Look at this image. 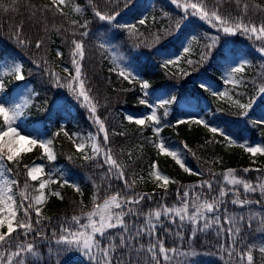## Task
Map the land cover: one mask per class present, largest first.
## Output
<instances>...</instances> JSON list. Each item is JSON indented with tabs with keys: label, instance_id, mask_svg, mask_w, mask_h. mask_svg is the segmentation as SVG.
Listing matches in <instances>:
<instances>
[{
	"label": "trees",
	"instance_id": "obj_1",
	"mask_svg": "<svg viewBox=\"0 0 264 264\" xmlns=\"http://www.w3.org/2000/svg\"><path fill=\"white\" fill-rule=\"evenodd\" d=\"M70 6H79L82 8L80 13H72L65 6H60L63 14L56 10L51 0H0V58H7L5 61H0L2 66L3 82L7 86V94L12 105L18 104L12 96L16 84L22 81H15L11 75H5L8 67L17 61L23 64V74L26 79H29L38 88L39 93L31 97L33 101H39L45 108L43 109L44 116L50 113V118H57L51 106L53 99L63 93L61 87H56L51 76L46 73L45 69H50V66L58 69H64V64H71V50L73 45L72 40L83 41L84 44V59L82 63V72L86 80V88L91 89L90 95L98 102L97 114L104 119L109 132V143L106 148H111L114 157L118 163L124 165L125 178L136 180V185L133 189L134 193L150 192L153 194L152 206L160 201L164 193H156L152 191V180L143 178L150 166L155 163L157 168L164 174L168 175L176 183L168 185V194L164 203L172 205L179 203L176 199V190L180 189L183 192V187L195 185L205 179L222 180V176L213 177L210 173H223L226 169H236L237 175L245 179L257 182V177L264 180V172H257L256 169H249L247 173L243 169L247 166V156L244 151L234 144H228L219 134H212L203 125L191 123L192 119H188L187 123L177 124L179 114L182 109L179 107V101L182 99H195L197 105L206 120H221L228 124L234 122L236 128L241 132L248 131L250 137L256 144L264 145V125L253 124L254 118L250 116H241L240 109L233 104L211 100L209 90L202 89L200 84L194 82L193 75L198 74L206 77L208 81L221 84L222 77V60L224 58V49L222 43L217 46L209 54L205 61H200V53L204 51L203 45H197L186 54V58L194 61L190 71L193 75L187 77L181 75L172 66L164 67L158 49L169 50L172 46H176L182 36V32L188 27L197 28L205 24L197 17L188 16L182 19V12L175 9V6L170 3V0H153L162 11L171 13L175 12L179 17L181 27L177 29L176 23L170 26H162L161 21L153 20V18L144 16L140 17V12L147 4V0H136V3L131 5L130 10L132 15H137L138 18H147L145 25L139 24V29L136 35L121 27L108 25L106 22L99 21L94 17L92 6L87 4V0H67ZM192 2H196L192 0ZM209 8L214 4V0H205ZM97 10L102 13H111L113 11L121 12L129 9L126 8L125 1L115 0V2H107V0H93ZM248 5L247 15L243 18L255 22L257 25L264 23V0H240V7L237 6L236 0H221L218 5L221 15L238 17L243 15V5ZM47 6L50 11H43ZM258 6V7H257ZM176 16H173L175 18ZM78 21V24L73 25L72 21ZM87 23V28L79 27L80 24ZM115 25V24H113ZM206 25V24H205ZM111 26V27H110ZM100 27H105L112 33V39L118 45L123 53L128 54L140 69V79L129 83L122 77H119L115 71H110L114 66L109 63L106 58L105 51L98 45L94 35ZM87 31V36H81V32ZM168 33V34H166ZM223 38H228L233 43V50L242 49L247 53H251L253 48L264 45L262 41L249 39L246 36L225 35L219 32ZM143 34V35H140ZM160 35L159 42H154V35ZM17 36L24 40L21 44L17 40ZM42 41L41 48L37 49L35 44L37 41ZM62 53L59 59L56 55L57 51ZM57 60V61H56ZM32 61L39 62V69L33 66ZM47 61V64L44 63ZM243 78L246 81V86L236 87L234 91L241 101L247 103L250 99H254L259 87L264 83V58H255L248 63L243 73ZM147 81L150 85V100L160 103L159 96L167 91L173 92V102L166 105L168 115L164 116V108H158L157 115L161 120L162 131L160 137L163 138L167 145L173 149H181L183 159L193 171L203 175H192L186 173L172 160L160 154L153 146V141L156 137L151 126L136 125L129 122L126 117L132 116L135 119H142L149 116V102L141 104L139 101L147 98L140 89L139 81ZM15 83L10 86V82ZM9 85V86H8ZM171 100V99H168ZM258 104V103H257ZM30 110L29 104L27 106ZM141 115H137V114ZM145 113V114H144ZM41 114V115H42ZM47 117V116H46ZM243 118L241 123L237 119ZM66 132L70 135L79 133L87 136L89 131H96V127L92 122L89 112L86 108H79L67 120ZM44 128L48 127L44 124ZM48 131V130H46ZM49 132V131H48ZM113 133H117L113 135ZM118 133H124L119 135ZM50 134V133H49ZM56 136V137H55ZM101 144L102 137L100 138ZM187 144V149L184 148ZM190 149V151H189ZM53 150L55 159L49 161L46 156H43V150L38 146L31 151H26L20 155L19 174H17V165L9 164L8 167L12 170V179L18 181L17 185H12L13 195L19 205L22 199L19 193L23 191V185L26 182V174L24 165H30L32 161L40 162L45 169V175L41 177L47 178V174L51 173L53 179L57 183L50 184L47 188L50 191H59L61 197L51 196L49 194L46 203L42 206V216L48 217L41 224H35V213H31L33 224L36 231L30 233L27 237L20 236L19 241L22 244L29 242L33 243L38 249L36 255H31L26 258V264H90L88 257L77 252L74 249L67 248H49L48 243L55 244L60 234V225L62 222L70 221L73 215H81L87 208L92 207L91 197L95 191V186L100 187V195L103 198L106 194L104 189L108 183L112 185L115 181L121 185L123 190V182L116 180L114 177L108 180L106 176L107 165L103 163V157H98L96 160L85 161L82 153L76 150L75 144L64 132L53 137ZM261 160V166L257 169H264V155L257 154ZM69 180V184H64V180ZM30 185L28 193L33 196L35 189L39 185L38 181L27 180ZM70 184H76L82 190V195L75 191ZM218 185L214 183V191L208 195L216 194ZM115 191V190H112ZM197 191H200L197 189ZM207 194V190L204 189ZM242 192V190H241ZM110 194V193H108ZM247 194L249 199L260 200L264 203V197L259 192ZM242 192V198H243ZM231 195L226 197L225 207L230 210L238 206L231 204ZM83 201V206L81 205ZM222 206L221 210L224 209ZM27 207V202H25ZM147 211L148 204L142 205ZM22 211L18 212V219L22 216ZM143 218H141L142 220ZM129 223L137 221L136 217L129 216L126 218ZM178 224H170L167 220L164 221V228H170L173 232L178 229ZM164 228H159V232L164 237L166 246H179L181 251L189 252L196 250L193 256L177 257V264H228L226 254L219 249L218 239L214 230L208 232H197L195 237L192 236L188 227L185 226L181 231L184 233V240L165 233ZM6 230V229H5ZM19 231V230H18ZM41 232L43 235H37ZM57 233L53 236V233ZM245 229L242 235L244 236ZM14 236L16 234H13ZM181 241V242H180ZM146 244L148 238L141 240ZM220 242H225L223 236ZM16 241H13V245ZM244 243L239 244L240 248H244ZM67 249V250H66ZM13 250H15L13 248ZM120 252H117V256ZM254 263L264 264L258 251L253 252ZM128 257L125 256V259ZM133 260L137 259L135 252L131 253ZM147 259V257H145ZM144 264V261H141Z\"/></svg>",
	"mask_w": 264,
	"mask_h": 264
},
{
	"label": "snow or ice",
	"instance_id": "obj_2",
	"mask_svg": "<svg viewBox=\"0 0 264 264\" xmlns=\"http://www.w3.org/2000/svg\"><path fill=\"white\" fill-rule=\"evenodd\" d=\"M107 2H115V0H107ZM15 3V0H13ZM53 6H56V10L63 14L60 5H65L66 0H51ZM170 3L175 6V9L182 12V19H186L188 16L197 17L199 20L209 24L215 28L217 32H223L225 35H243L249 39H255L256 41L264 42V23L257 25L255 22L245 20L244 15H247L248 5H243V15L233 17L231 15L224 16L219 12L218 5L221 0H214V4L209 8L205 0H170ZM237 6L240 7V0H236ZM87 4L92 6L94 17L99 21L106 22L108 25H113L127 29L130 34L136 35V25L125 24L120 25L117 22L119 12L113 11L111 13H102L97 10L93 0H87ZM132 4V0H125V7L127 8ZM2 6V5H0ZM258 7V6H257ZM43 11H50L51 9L45 6ZM72 11L80 13L82 8L79 6L73 7ZM166 17H169L168 13H164ZM170 18V17H169ZM155 20V18H153ZM73 25L78 24V21H72ZM140 25L147 23V18H142L138 21ZM79 27L87 28V23L80 24ZM177 29L181 27L180 21H177ZM168 34V33H166ZM88 32H81V36H87ZM143 35V34H140ZM154 35V42H159L160 35ZM209 43L204 46V51L200 53V61H205L209 54L214 50H217L220 37L210 36L208 37ZM19 43L24 44L25 41L17 36ZM193 41H196L195 36L192 37ZM71 44L74 46L71 50L70 63L74 70V75L69 73V69L65 67L63 71L69 73L65 82H62L61 76L53 71L45 69V71L53 78V82L56 87L66 88L72 93L77 100L82 101V105L88 110L93 124L96 127L95 133H89L87 136H79V134H69L64 132L65 136H68L70 140L75 144L78 152H84L85 148L90 146L91 155L85 153L83 159L85 161L96 160L98 157H103V163L107 165L106 178L111 180L113 177L116 180L123 182V190L112 191L113 185L108 183L104 189L105 196L102 198L100 195V187L95 186V191L91 197L92 208L90 211L82 212L81 215H73L70 221L62 222L60 225V234L58 239L55 240V244L67 246V249H74L77 252L88 257L90 264H177V257L193 256L195 251L183 252L179 246H166L165 239L158 235V229L164 228V221L167 220L170 224H178V229L173 232L170 228H164L165 233L179 240H184V233L181 231L185 226L188 227L192 236L195 237L196 233L208 232L214 230L218 239L219 249L222 250L227 258L228 264H254V251H258L262 260H264V240H261L259 245L254 241L244 245V248H240L239 244L244 243V236L242 235L244 226L252 228L253 222L256 221L259 224L257 228L258 232H264V212L262 211H250L245 216L243 214L237 215L229 212L225 207L223 217L219 215L222 206L225 205V198L231 195V204L243 209L252 205L253 203L260 204V200L253 201L248 198L247 194L257 193L264 197V180L257 177V182L253 183L251 180L238 176L236 169H226L223 173H210L211 176H222V180L205 179L195 185H188L183 187V192L180 189L176 190V199L179 203L168 205L163 201L166 200L168 194V185L170 183H176L168 175L163 174L155 163L150 166L148 173L149 178L156 183V186L163 189L164 193L161 196L160 201L156 202L155 206L151 205L153 201V194L148 193H134L133 189L136 185V180L126 179L124 165L118 163L114 157L111 148H106L109 143V132L106 127L104 119L97 114L98 102L90 95L91 89L86 88V80L84 73L82 72V63L84 59V44L83 41L72 40ZM42 41H37L35 47L41 48ZM103 48L104 45L101 44ZM222 47V46H221ZM189 47H184L183 52L188 53ZM259 53L264 56V45L258 48ZM57 57H61L62 53L58 50ZM225 59L228 60L234 53L231 50L223 53ZM179 57L175 59L168 58L164 61L163 66L168 67L170 65L179 64ZM7 58H0V61H5ZM47 64V61H44ZM186 63L191 66L194 61L188 59ZM248 61H243L237 66L231 68V71L227 74L224 82L231 84L234 88L240 86H246V81L243 78V73L248 65ZM115 71L119 77L132 83L138 81V76L134 75L130 70L125 67L117 65L110 69ZM5 75H11L15 81H24L25 76L23 74V66L19 62L13 63L8 67ZM191 73L182 71L181 75L187 77ZM239 74V75H238ZM140 89L145 96L148 95L147 90L150 85L147 81H139ZM202 89L208 90L209 86L204 83L200 84ZM4 90V84L0 79V91ZM213 96H227V92H212ZM264 98V85H261L258 89V95L256 97ZM175 98H173L174 100ZM231 99V97H229ZM173 100H161L158 105H149V107L164 108V116L168 115L166 105H169ZM141 104H147V101L141 99ZM232 103L238 107L241 116H248L249 112L253 109L255 100L250 99L247 103H241L240 100H233ZM28 105L25 103L15 104L13 107H6L4 103H0V165L5 166V170L11 171L7 167L9 164L17 165V174H19L20 163V145H27L24 151H31L35 147H39L43 150V156H46L49 161L55 159L54 151L51 147L52 140H37L32 138L28 134H21L18 128L17 121L23 115L22 107L26 108ZM126 119L129 122H133L136 125L151 126L154 136L153 146L158 150L160 154L167 157H171L177 165L184 172L192 175H203L202 172L197 173L186 166L183 159V152L181 149H173L170 145H167L163 138L160 137L162 131L161 120L157 115V112L153 110L151 115L142 119H135L132 116H127ZM184 119L177 120V124L187 123ZM191 123L203 125L212 134H219L228 144H234L241 148L245 153H249L252 156L264 155V145L251 144L249 142H237L230 134L226 133L219 126H213L210 122L203 118H193ZM253 124L264 125V114L252 121ZM55 133L54 135H59ZM117 133H113L116 135ZM124 135V133H118ZM79 136V143H76V137ZM102 137V144L100 138ZM184 148L187 149V144H184ZM190 151V149H189ZM26 182L23 185V191L19 193L22 198L19 205L13 195L12 185H17L18 181L15 179L5 178L0 183V264H26L25 254L36 255L35 246L29 242L22 244L19 241V237L22 235L27 237L30 233L36 231L31 213H35V224L39 225L43 220L49 219L42 216V206L46 203L47 196L45 195V189L50 184L57 183V180L53 179L51 173L47 174L46 179H41L45 175L44 166L33 162L31 165H24ZM249 169H243V172L247 173ZM257 172H264V169H256ZM143 179V177H141ZM27 180L38 181V188L35 192L38 193L34 196L28 193L30 185ZM64 184H69L68 180L63 181ZM214 183L218 185V190L214 195H208L214 191ZM74 187L75 191L80 193L82 190L76 184H70ZM199 189L200 191H197ZM207 190V194L204 192ZM243 198H242V192ZM110 193V194H108ZM51 196L61 197L59 191H50ZM27 202V207H25ZM145 203L148 204L147 211L144 210ZM83 206V201H81ZM22 211L23 215L18 219V212ZM133 216L137 218V222L129 223L126 218ZM142 219V222L141 221ZM6 229V230H5ZM19 230V231H18ZM113 230H116L113 232ZM13 234H16L15 236ZM37 235H43L41 232H37ZM57 233H53L56 236ZM226 235V241L220 242V238ZM148 238V243L145 246L141 242L143 238ZM13 241L16 243L13 245ZM13 248L15 250H13ZM66 249V250H67ZM120 255L117 256V252ZM135 252L137 259L131 258V253ZM125 256L128 258L125 259ZM147 257V259H145Z\"/></svg>",
	"mask_w": 264,
	"mask_h": 264
},
{
	"label": "rangeland",
	"instance_id": "obj_3",
	"mask_svg": "<svg viewBox=\"0 0 264 264\" xmlns=\"http://www.w3.org/2000/svg\"><path fill=\"white\" fill-rule=\"evenodd\" d=\"M125 1V0H123ZM196 1V0H195ZM136 0H132V4H130V8L129 9H125L122 10L120 12V15L117 17V22L120 25H125V24H132V25H136V31H138V26H139V18L136 15H132L130 10L132 9L131 5L135 4ZM65 6H67L70 10V12L74 13V11H72V7L69 5V3L66 0ZM164 13L159 9V6L152 2V0H148L147 1V5L144 7L143 11L141 12V16H148L151 18H155L156 21H161V25L162 26H170L173 23H176L177 21H179V17H177L178 15L175 12H171L168 13L169 17H166L164 15ZM132 15V16H131ZM173 16H176L175 18H173ZM206 24V25H205ZM204 25H202L201 27H197V28H191L188 27L186 30H184L182 32V36L181 39L178 41L177 46H173L171 49L169 50H163V49H158V53L162 59V61L164 62L166 59L168 58H172L175 59L176 57H179V64L177 65H170L176 69H178L179 71H186L190 73V69L191 66H189L186 61L190 58H185L186 54L185 52H183V48L184 47H189L190 50L193 49L197 44L198 45H203V47L209 43V39L208 37L210 36H219L220 37V33L217 32V30L213 27H211L209 24L205 23ZM115 25H112V27H114ZM111 27V26H110ZM104 30V29H103ZM104 33L109 35V37H112V33L110 31H108L106 28L104 30ZM195 36L197 38L196 41L192 40V37ZM109 38V39H110ZM220 41V40H219ZM107 45H108V52H110L111 58L114 61L115 65H119L122 67L127 68L128 70H130L134 75H137L138 78H140V69L137 66V64L131 59L129 58L127 55L123 54L118 48L117 46H115L113 44V42L111 41V39L108 41L107 40ZM225 48H226V52L228 50H231V44L226 43L225 44ZM232 52V51H231ZM234 53V56H232L231 58H229L228 60H226L225 58L222 60V74L224 77V80L227 76V74L231 71V68L234 66H237L239 63L243 62V61H248L250 62L254 57L259 58V56L261 58H264V56H262L259 51H258V47L253 48V50L251 51V53L249 54H244V52H232ZM59 62L61 61L60 58L57 59ZM56 60V61H57ZM19 63L22 64L21 61H17ZM33 66H35V68L38 69L40 68L39 62H34L32 61ZM2 66L3 64L0 63V79L2 78ZM23 66V64H22ZM67 67L69 69V73L74 75V70L71 64H66V66H63V68ZM37 69V70H38ZM49 71H53L58 73L61 78H62V82L66 81V78H68L69 73H65L62 69H58L56 67L50 66V69H48ZM47 73V72H46ZM192 75V73H191ZM239 75V74H238ZM194 77V81H196L197 83L201 84L204 83L206 86H209L208 90L211 93V100L214 101H223V102H227L230 104H233L232 101L233 100H240V98L238 97V95L236 94V92L233 89V86L231 84H226L225 82H223L222 84H217V83H213V82H209L208 79L202 75H193ZM51 79L53 80V78L51 77ZM4 84V90L0 91V103H4L6 107H13L14 105H12V103H10V99L11 97H9V95L7 94V86L5 83ZM15 83H13L12 81L10 82V86L14 85ZM264 85V83H263ZM9 86V85H8ZM62 95L65 97V100H67V98L70 100V105L71 112H76L79 107H83L82 105V101L77 100L76 97L70 93L66 88H62ZM227 92L228 95L227 96H213L212 92ZM147 92H150V88L147 90ZM39 93L38 88H36V86L34 85V83L32 81H30L29 79H26L18 84H16L15 86V90H13L12 96L15 98V102L18 104H21L22 106L27 103V105L29 104L30 107V111L27 114V111L24 107H22V111H23V115L18 119L17 124H18V128L21 131V134H28L30 135L32 138H35L37 140H52L53 142V137L55 133H58L61 131V129H63L64 131L66 130L65 128V124L67 122V120L69 119V116L67 115V113L64 111V99H58L56 102L53 103V108L55 109V116L58 117L57 118H50V113L46 114V120L45 124L48 125V129H45L43 126V123L41 122L40 119L35 120L34 123H30V118H38L42 113H43V109L45 108V106L42 103H39V101H33V99H31V97H33L34 95H37ZM258 95V91L256 92V96L253 100H255L254 103V107L253 109L249 112V114H253L255 118H258L261 116V114H264V98H259L257 99ZM229 97H231V99H229ZM167 99H173V96L171 95L170 92H165L163 94H161L159 96V101L161 100H167ZM147 102H149V105H158L157 101L154 100H150V96H147ZM241 103H244L243 101L240 100ZM257 103H260L259 105ZM234 105V104H233ZM179 107L183 110V112L179 115L180 118L183 119H190V118H203L204 120H206L203 115L201 114V111L197 105V102L195 99L192 98H187V99H183L180 101L179 103ZM28 108V107H27ZM29 109V108H28ZM155 110L157 112L158 108L155 107H151L149 108V114L151 115V112ZM145 114V113H144ZM137 115H141L140 113ZM42 118H44V114L41 115ZM243 120V118H238L237 121L238 123H241ZM208 122H210L211 125L213 126H219L221 129H223L226 133L230 134V136L232 138H234L237 142H249L251 144H256L255 141H253L250 137L249 132L247 131H243L241 132L238 128H236V124L234 122H231V124H228L226 122H223L221 120H206ZM0 123H2V121H0ZM48 130V131H46ZM50 133V134H49ZM91 133H95L94 131ZM74 134H79V133H74ZM73 134H71L72 136ZM79 136H83L81 134H79ZM79 136L76 137V143H79ZM56 137V136H55ZM21 152H24V149L27 148V145L21 144L20 146ZM52 149H53V143L51 145ZM54 151V150H53ZM85 153L91 155V148L90 146L86 147L84 152H82V154L84 155ZM245 153V152H244ZM247 156V169H257L261 166V160H259L258 156H252L249 153H245ZM55 155V153H54ZM99 159V158H97ZM39 164V163H37ZM150 169L147 171V173L143 176V178H149V173ZM9 171L6 172L5 170V166L0 165V183L3 182V180L5 178H9L10 174L8 173ZM164 174V173H163ZM106 176V174L104 175ZM69 181V180H68ZM152 191L151 192H156V193H161V188L156 186V183H154L152 181ZM38 188V187H37ZM112 190H121V185L118 184L117 181H115V184L113 185V189ZM38 193L35 192L34 195H36ZM45 195L48 198V190L47 188L45 189ZM251 196H254V194L252 193ZM253 200V199H252ZM256 201V200H253ZM92 207H88L86 211H90ZM250 211H262L264 212V203L263 204H256L253 203L252 205L245 207L243 209L237 207L232 209V212H235V214L237 215H245L247 216ZM220 215V214H219ZM137 222V221H135ZM142 222V220L140 221ZM259 227L258 222L254 221L253 222V226L252 228H248L246 225L244 226L245 229V234H244V238H246L249 235V238L245 239V243L247 244L248 242H255L257 245H259L261 240H264V232H258L257 228ZM116 230H113V232H115ZM158 235L162 236L159 232L158 229ZM223 238H225V236H223ZM181 242V241H180ZM148 243V242H147ZM147 243L145 244V246L147 245ZM35 246V245H34ZM48 247L53 248L54 246L52 244H49ZM61 247H66L64 245H56L55 248H61ZM35 249H38L37 246H35ZM39 250V249H38ZM40 251V250H39ZM196 252V250H194ZM30 256V254H25V259ZM36 256H37V252H36ZM41 256V251H40V255L38 257ZM255 264V263H254Z\"/></svg>",
	"mask_w": 264,
	"mask_h": 264
}]
</instances>
